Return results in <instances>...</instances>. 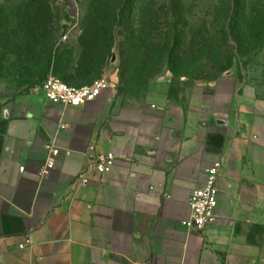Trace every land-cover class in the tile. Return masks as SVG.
<instances>
[{"label": "crops", "instance_id": "crops-1", "mask_svg": "<svg viewBox=\"0 0 264 264\" xmlns=\"http://www.w3.org/2000/svg\"><path fill=\"white\" fill-rule=\"evenodd\" d=\"M111 80L78 107L30 96L0 116V264H264L256 89L232 72L190 96L161 81L132 98ZM107 152L112 171L82 185L92 155ZM215 163L214 220L187 227L190 196Z\"/></svg>", "mask_w": 264, "mask_h": 264}, {"label": "trees", "instance_id": "trees-1", "mask_svg": "<svg viewBox=\"0 0 264 264\" xmlns=\"http://www.w3.org/2000/svg\"><path fill=\"white\" fill-rule=\"evenodd\" d=\"M78 1L87 4V8L81 18L77 49L59 43L60 30L55 26L50 0H6V4L0 5V59L7 61L11 55L14 63L26 70L23 75L28 80L26 84L40 85L49 74L76 85L91 83L116 54V29L124 21H128L130 36L121 44L120 84L130 89L147 86L161 64H167L175 74L197 77L202 61L213 50L210 48L214 38L209 31L201 42L183 43L171 31L161 33L159 40L150 41L143 38V32L148 31L151 22L144 21L143 36L135 35L134 23L126 16V10L128 4L133 5L137 0ZM168 5L172 6V17L184 20L179 0H169ZM232 24L246 33L248 23L244 14L239 13ZM64 28L66 35L67 25ZM224 31V36H229ZM217 51L222 52V45L217 46ZM219 58L218 55L216 63Z\"/></svg>", "mask_w": 264, "mask_h": 264}, {"label": "rangeland", "instance_id": "rangeland-1", "mask_svg": "<svg viewBox=\"0 0 264 264\" xmlns=\"http://www.w3.org/2000/svg\"><path fill=\"white\" fill-rule=\"evenodd\" d=\"M184 20L172 17V6L169 0H137L133 5L128 4L126 16L134 23L135 35L142 34V23L150 21L151 25L144 39L153 41L165 31H171L183 43L190 41L201 42L208 31L214 38L208 56L202 61L198 70L199 76H181L174 73L167 64L157 68L158 73L149 78L146 85L137 89L127 88L120 84L121 74V44L126 43L129 37L128 21L117 27L116 54H114L103 72L97 77L117 78L118 90L128 97L141 98L155 82L171 81L174 90L190 96L195 87L209 85L214 79L231 70L240 78V82L249 84L256 89L260 98L264 100V0H179ZM53 20L61 36L59 43L64 47L75 48L77 36L81 32V18L85 13L87 4L83 5L78 0H50ZM6 0H0V5ZM244 14L247 20V31L241 33L234 26L238 14ZM177 17V16H176ZM64 25H67L66 35ZM174 26L177 27L174 31ZM229 36L225 37V31ZM141 35V36H143ZM157 40V41H158ZM58 43V44H59ZM222 45V52L217 51V46ZM184 48H182V51ZM219 63H216L217 56ZM116 60L113 61V57ZM178 58V55L175 56ZM175 66L178 63L175 60ZM173 67V68H174ZM200 72V73H199ZM26 70L14 63V58L8 55V60L0 59V116L9 110L17 112L18 103L27 97L42 96V83L40 85L26 84L27 78L23 75ZM96 79V78H95ZM94 79V80H95ZM82 86L88 83L73 84Z\"/></svg>", "mask_w": 264, "mask_h": 264}, {"label": "built area", "instance_id": "built-area-1", "mask_svg": "<svg viewBox=\"0 0 264 264\" xmlns=\"http://www.w3.org/2000/svg\"><path fill=\"white\" fill-rule=\"evenodd\" d=\"M114 86L108 77H99L89 84L73 86L54 74H49L42 83V92L50 102L68 107H78L96 100L106 90ZM59 154L58 149L52 151V158L47 163V168L54 167V159ZM88 167L79 175L82 185L91 183L94 174L105 175L112 171L116 157L112 152L95 153L90 159ZM24 170V167H21ZM221 163H215L207 170L205 183L196 188L189 199L191 208L190 218L184 225L194 229H205L214 220L219 202L217 182L220 175ZM30 241L20 245L24 249L30 246Z\"/></svg>", "mask_w": 264, "mask_h": 264}, {"label": "water", "instance_id": "water-1", "mask_svg": "<svg viewBox=\"0 0 264 264\" xmlns=\"http://www.w3.org/2000/svg\"><path fill=\"white\" fill-rule=\"evenodd\" d=\"M116 60V57L114 56L113 57V61H115ZM232 74V71L231 70H229V71H227L226 73H225V75H231ZM214 83V82H213ZM218 123H220V124H226V122H227V119H226V117L225 116H223V115H219L218 116V121H217ZM41 131V133H42V135L43 136H45L44 135V132L42 131V130H40Z\"/></svg>", "mask_w": 264, "mask_h": 264}]
</instances>
